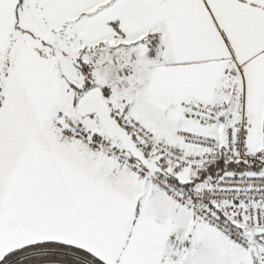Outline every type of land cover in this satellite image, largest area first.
Listing matches in <instances>:
<instances>
[{
  "label": "snow or ice",
  "instance_id": "obj_1",
  "mask_svg": "<svg viewBox=\"0 0 264 264\" xmlns=\"http://www.w3.org/2000/svg\"><path fill=\"white\" fill-rule=\"evenodd\" d=\"M0 264H264V0H0Z\"/></svg>",
  "mask_w": 264,
  "mask_h": 264
}]
</instances>
